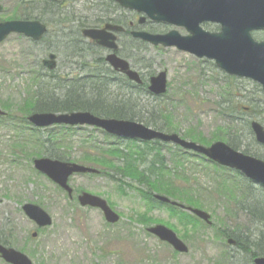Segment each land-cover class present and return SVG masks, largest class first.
I'll use <instances>...</instances> for the list:
<instances>
[{
	"label": "rangeland",
	"instance_id": "obj_1",
	"mask_svg": "<svg viewBox=\"0 0 264 264\" xmlns=\"http://www.w3.org/2000/svg\"><path fill=\"white\" fill-rule=\"evenodd\" d=\"M18 3L19 0H0V19L15 15ZM26 6L33 16L44 19L41 22L51 23L50 17L43 15L46 12L42 6ZM68 11L77 20L91 26L98 25L96 22L102 16H109L134 22L139 29L151 33H165L170 29L182 35L186 33L183 29L148 20L138 25L140 14L118 8L109 9L103 0H71ZM124 22L127 24V21ZM63 34H68V31H60L50 24L41 42L34 43L22 35L11 34L0 43V109L16 118L0 119V237L4 234L11 236L6 247L23 253L33 264H215L223 253L234 254L233 248L222 237V232L248 234L249 231L259 234L263 228L251 223L245 213L230 211L231 206L223 196L227 187L216 190V185L222 180L230 188L240 187V191H244L242 185L245 183L234 172L219 170L203 157L184 152L173 145L161 147L170 173L163 174L164 178L160 180H172L176 187L185 189L186 194L198 197L199 206L186 202V197L179 200L169 196L173 201L208 213L212 221L210 227L197 229L199 222L192 220L196 225L187 224L179 212L169 213L164 207L149 205L135 189L140 188L136 184L124 186L120 192L117 182L105 174H76L68 180L73 189V198L69 199L47 177L34 170V157L29 155L32 127L20 124L22 113L17 107L22 105L33 89L32 76L48 53H55L58 57V68L52 76L62 78L76 74L71 45ZM122 43L125 44V40ZM120 48L124 54L126 51L121 44ZM134 54L135 58L130 59V64L135 69L144 73L145 67H150L153 74L166 70L168 76L165 96L153 98L141 94L138 96L139 102L154 112L162 109L170 113L172 128L178 130L182 138L190 131L191 138L195 139L183 138L187 141L201 144L198 140L202 137L211 144L219 137L220 128L229 127L232 132L238 133L234 129L239 130L240 126L231 123V118L241 115L248 120L254 119L247 110L229 115L236 101H232L233 107L228 112L222 109H225L224 105L218 107L222 102V93L227 97L224 90L230 88L240 92L236 96L240 101L239 108L248 107L241 94H246L248 98L261 97V102L264 100L257 85L243 79L230 83L209 60L197 59L175 48L149 44L138 46ZM3 104L8 106L4 107ZM254 120L260 122L258 118ZM49 131L63 133L62 146L67 149L71 162L91 166L107 174L114 173L111 167L87 163L84 156H99L98 150L105 149L133 151L143 148L141 143L120 142L90 127L70 130L50 128ZM47 133V130H42L39 135L44 137ZM241 139L253 152L264 157V146L256 144L253 135ZM107 157L110 158L105 155ZM175 160H180V164H175ZM171 172L177 176L175 179ZM81 190L105 199L119 215L118 223L107 224L98 209L81 208L76 201ZM26 203L40 206L51 217V226L37 228L22 212L21 208ZM154 224L171 228L186 244L188 251L184 254L174 253L170 246L149 234L146 228ZM34 233L36 237H32ZM0 264L7 263L0 258Z\"/></svg>",
	"mask_w": 264,
	"mask_h": 264
},
{
	"label": "water",
	"instance_id": "obj_2",
	"mask_svg": "<svg viewBox=\"0 0 264 264\" xmlns=\"http://www.w3.org/2000/svg\"><path fill=\"white\" fill-rule=\"evenodd\" d=\"M119 7L143 14L139 24L146 18L153 22H161L175 27H183L189 35L181 36L172 30L166 34H151L144 31L132 32L134 38L140 39L152 46L162 45L165 48L174 47L179 51L194 55L199 59H207L227 75L252 79L264 89V45L253 40L251 33L264 29V0H112ZM1 10V7H0ZM203 23H214L220 26L218 32H208L201 28ZM120 26L106 24L102 29L87 28L82 30L83 37L108 50L117 49L116 37L113 32H122ZM46 32V27L39 21L12 20L0 22V43L10 34H22L32 41H39ZM56 56L50 54L43 65L49 70L56 66ZM105 61L114 71L126 75L136 83L141 84V78L130 70L126 60L115 53L108 54ZM166 71L159 72L149 80L148 91L160 96L166 92ZM3 112L0 110V116ZM28 121L37 128L53 125L91 126L103 130L109 135L140 141L159 140L178 145L186 151H192L205 156L219 166L239 172L247 180L264 188V162L232 149L223 142H215L209 147H203L193 142L181 139L176 134H166L143 124L118 119H106L92 115L89 112L71 113H35ZM252 133L257 143L264 145V128L256 121L250 123ZM36 171L45 175L62 188L69 197L72 189L68 186V178L73 174L97 173L96 170L70 162L39 158L33 160ZM162 203L177 205L163 196H154ZM82 207H92L101 210L105 220L111 224L119 219L106 201L82 193L78 197ZM24 214L38 227L51 225V218L39 206L25 204ZM198 218L210 222V216L201 210L187 208ZM160 241L166 242L180 253H186L187 247L176 234L162 225H156L147 230ZM33 237L36 234L32 235ZM235 245V241L228 240ZM0 256L10 264H31L30 260L20 252L0 246ZM254 264H264V257L253 259Z\"/></svg>",
	"mask_w": 264,
	"mask_h": 264
},
{
	"label": "trees",
	"instance_id": "obj_3",
	"mask_svg": "<svg viewBox=\"0 0 264 264\" xmlns=\"http://www.w3.org/2000/svg\"><path fill=\"white\" fill-rule=\"evenodd\" d=\"M103 1L107 8H116V5L110 0ZM33 4L35 6H42L46 12L43 15L50 17L49 21L51 23L44 22L47 27L50 24H54L60 31H68V34H63V37L68 38L67 43L71 45V56L75 60L73 64L77 72L76 74L56 78L52 76L53 73L43 72L42 68L38 65L37 71L32 76L34 87L28 93V97L23 101L22 105L17 107L21 113L28 115L31 112L69 113L73 111H87L99 117L137 121L156 130L177 133L178 130H174L171 126L172 117L170 113L162 109L154 112L153 109H148L138 100V96L141 94L149 95L146 88L147 79L153 75L151 68L145 67L146 74L142 77L143 83L138 86L111 71L100 54L99 48L91 44L86 45L80 41L82 39L80 30L91 25L77 20L70 14L71 12L68 11V8L71 5V0H19L16 7L19 12L17 11L15 15L12 14L0 20L20 18L43 21L44 19L41 16H33L30 9L26 6ZM109 19L112 18L102 16L96 23L100 24ZM114 21L117 22L116 18ZM209 27L210 25L207 26L208 29ZM137 43L140 46L145 45L140 41H137ZM125 51L124 54L120 53L123 57L126 59L135 58L127 48H125ZM225 77L230 80V83L235 81V78L226 75ZM224 91L227 97H224L222 93V102H219L218 107L224 105L225 109H222L228 112L230 107H233L232 101H236L235 108L233 111L228 112L229 115L239 113L241 110H247L252 118H258L264 126V103L261 102V97L257 99L255 97L248 98L246 94H241V97L248 103V107L239 108L238 104L240 101L237 100L236 96L240 92L232 91L230 88ZM3 106L7 107L8 105L3 104ZM22 120L24 121L23 117ZM249 121L247 118H242L241 115L238 118H231V123H236L240 126L239 130L237 128L234 129L238 133L232 132L229 127L220 128L219 137L214 140H221L244 154L264 160V157L253 152L252 148L245 145L241 139V137H245L246 135H252ZM31 132L29 136L32 145V149L29 152L31 158L43 156L69 161L68 154L66 153L67 149L62 146L64 140L63 133L49 131L44 137H41L38 129L32 128ZM187 133L183 134V138L195 140L191 138L190 131ZM198 142L202 145H209V142L202 137ZM164 145L159 141H153L145 143L143 144V148L134 149L133 151L120 149L98 150L101 154L100 156L85 155L84 159L87 163H95L101 167H111L114 173H110L108 176L117 182V188L120 191H122V187L124 186L130 187L131 184H136L140 188L135 189L148 202H153L152 193L155 192L179 200H184L183 198L186 197L187 200L185 201L189 204H198V197L194 198L192 195L186 194L185 189L176 187L174 181L164 179L161 182L160 178H164L163 174L168 175L170 173L166 168L163 156L160 154V148ZM22 147L24 146L22 145ZM241 148L243 149L241 150ZM25 154L28 155V153ZM104 154H108L111 160L104 158ZM171 176H173L172 172ZM238 177L239 180L245 183V185L241 184L244 191H240V187H228L224 180L216 185V190L218 188L224 190L227 187L224 191L225 193L223 192V196L231 206L230 211L245 213L250 218L251 223L263 229L259 231V234L250 233L249 231L248 234L238 231L231 233L222 232L223 237L234 238L236 245L232 250L234 254L223 253L215 264H253V257L264 256V189L251 184L241 176ZM202 191L205 192L203 189ZM179 215L182 216L187 224L193 225L195 221L199 222L183 212H179ZM199 227H202V224L199 223L197 229ZM218 232L221 233V231ZM10 240L11 236L7 234L0 237V243L4 245H7Z\"/></svg>",
	"mask_w": 264,
	"mask_h": 264
},
{
	"label": "flooded vegetation",
	"instance_id": "obj_4",
	"mask_svg": "<svg viewBox=\"0 0 264 264\" xmlns=\"http://www.w3.org/2000/svg\"><path fill=\"white\" fill-rule=\"evenodd\" d=\"M114 19L115 18H113V19H109V20H105L104 22L105 23H113V22H115L114 21ZM116 21L118 22H116L115 24H117V25H121L123 28H124V31H122V32H119V33H116V42H117V44H118V51L121 49L120 48V44L122 45V47L123 48H127L128 49V51H131L132 53H133V55H135L134 53H136V48H137V45H138V43H137V41H135L136 39H134L133 37H132V35H131V33H132V31H136V30H140L138 27H136L135 25H134V22H129L128 20H123V19H121V18H119V17H116ZM124 21H127V24H126V22H124ZM146 22V21H145ZM144 22V23H145ZM144 23H142V24H139V18H138V20H137V24L138 25H143ZM114 24V23H113ZM164 25H166V24H164ZM208 25H210V27H209V29L207 28V26ZM103 26V25H102ZM102 26H99V27H102ZM127 26V27H126ZM166 26H168V25H166ZM171 27V26H170ZM201 27L203 28V29H206V30H209V31H218L219 29H220V26L219 25H217V24H214V23H203L202 25H201ZM180 29H183V28H180ZM149 30V29H148ZM170 30H172V29H170ZM170 30H168V31H170ZM185 32H186V30L185 29H183ZM167 31V32H168ZM183 35H188V33H185V34H183ZM252 38H253V40L255 41V42H257V43H262L263 45H264V29L263 30H260V31H254V32H252ZM122 40H125V44L124 43H122ZM88 44H91L92 45V42H90V41H88ZM131 48V49H130ZM101 50V49H100ZM101 53H102V55H104V56H106L107 55V53H108V50H106V49H103L102 48V50H101ZM132 69H134V70H136V71H138L137 69H135L132 65L130 66ZM139 72V71H138ZM146 73H143V75H145ZM118 76H120V77H123L124 75H121V74H117ZM140 75H142L141 73H140ZM249 82H251V84H254V85H257V86H260L257 82H255V81H253V80H251V79H247ZM261 89V94L263 95V98H264V89L263 88H260ZM262 102L264 103V100H262Z\"/></svg>",
	"mask_w": 264,
	"mask_h": 264
}]
</instances>
